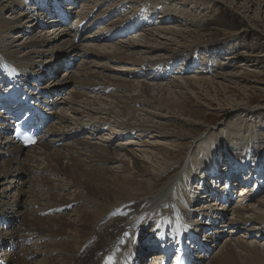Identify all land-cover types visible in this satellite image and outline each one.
Here are the masks:
<instances>
[{
	"label": "rangeland",
	"instance_id": "obj_1",
	"mask_svg": "<svg viewBox=\"0 0 264 264\" xmlns=\"http://www.w3.org/2000/svg\"><path fill=\"white\" fill-rule=\"evenodd\" d=\"M44 1L45 0H41L43 5ZM49 1L50 0H46V6L49 4L50 14L52 15L44 14L45 16H42L41 10L43 11V7H40L41 2L38 0H29V2L26 0H0V5L1 7L3 6L2 10H0V56L9 51H13L14 55H16V59L9 61V65L6 64V66H9L12 71L15 70V72H17L15 76L16 79L18 74H20L19 77L27 79L26 89L34 87V92L43 93L42 95L33 92L31 98L34 99V101L35 97L41 99V102L37 104L41 107V112H46V118L48 116H54V118H56L52 124H54L55 127L57 126V130L55 129L56 131H52L51 134L47 132L48 137H46V132L44 133L46 135L43 134L45 140L56 138L50 143V149L52 150L50 152L65 151L62 145H64L65 142H69L71 139L69 137H73L68 136L58 139L56 132L70 133L76 127H79V125L86 126L88 124V115L95 123H97L98 120L108 119L112 123L117 121L118 123L133 124L137 123L136 121H140L139 123H149L148 125L153 124L160 134H166L169 137L168 142H163L166 143V145L164 144L166 146L165 149L173 150L175 148L184 151V157L181 159V163H179V168L175 171V175H177L178 179L172 187L174 189L181 185L179 191L177 190V196L183 199L185 204H187V206L183 205V208H185L186 211L188 209L190 212L187 218H182V221L181 219L180 221L186 227L188 225L191 226L192 230H197L196 235L193 231L191 236H189V231H187L185 235V241H194L198 249H200L198 252H195L194 256L196 260L194 261L193 259L192 264H207L217 256L221 248L224 249L227 243H230L235 253L242 257L247 255V253L241 252V249L236 247L237 245L235 244L237 241L246 243L249 247H253V245H255L253 241H256L260 247L259 251L262 250L261 245H264V241L256 240V237H251L252 239H249V237L244 236V231L241 228L239 229V227L244 226L246 228V226L242 225L240 221H233L235 215L232 212L239 204L237 197L240 192L236 191L238 187L237 183L236 186L230 188L231 191L229 192L223 188V183L217 184L215 187L206 185V190L202 193L201 190L205 184H214L217 179L211 178L212 181L209 183L203 181L202 184L198 186L196 185L198 184L196 182L198 178L196 175H191L188 180H192V185H185V182L183 183L180 179H183L186 175L187 166L191 165V158L188 154L195 146L197 147L200 145L207 146L206 153L213 151L215 149L214 145L218 147L220 145L219 150L225 149L228 146L229 152L232 155V157L229 156L232 162H229L230 159L226 157V155L220 157L221 161H219L221 163L220 166H218L220 169H218L220 170L219 174L221 176L218 177L219 182L228 181L230 179L228 172H231V169L229 171L225 167L228 166L229 168L230 165H233L232 163L239 160L237 155L240 153L248 151L250 156L249 159L252 158L259 164L261 163L259 162L261 158L257 161V156H259L257 154L260 151H264V0H191L192 3L189 1V4H182L183 0H168V3L162 2L157 5L160 7L159 10L154 9L156 3L149 5L146 2L141 3L136 0H128L126 1L127 3L125 2L124 6H121L122 12L120 10V14L118 13L116 16H112L111 14L115 10L113 7L120 4L122 1L119 0V2L116 3L118 0H97V4L93 7L96 9L94 13L96 17L99 16L100 12L112 6L110 13L104 17L107 22L92 26L95 21H99L103 18H96L93 22L90 21L88 24H86L87 20L82 19L86 26L78 39H75L76 36L79 35L77 32H75V36H71L68 32L70 29L78 26H74L73 23L76 20V16L79 14V10L89 11V5L84 6L85 9H80L81 3L85 0H75V3L71 2V0H67V3L68 1L71 3H68L69 7L67 10L62 11L63 17H60L57 15V11L56 14L55 12L53 13L55 7H58L57 2L51 0L49 3ZM139 6H141V8L148 7V9H145V14L143 12V15L149 19L143 21L141 18L140 21H143V23L138 27L136 26V22L133 23L135 26L133 32L126 35L123 34L124 36L122 34V36L114 35V39H112L113 37L108 40L97 38L100 37L99 32L103 31V33H105V28L103 29L102 27H106L109 23L125 18V14L131 15L136 13V11H138L136 9H138ZM166 8L175 9L177 12L182 9L183 15L172 17V19L168 20L167 18L171 17L166 16V14L172 15V12L169 13V11L165 10ZM140 10L141 9H139V11ZM115 13H117V11ZM164 16H166V18ZM162 18H164L165 21H163L164 19L162 20ZM160 26L162 28L169 27L168 30L170 32L165 28H159ZM172 29H175V31H172ZM175 32L179 35L177 36ZM168 35L170 37L167 38ZM143 38L147 40L143 41ZM171 38L173 41H176L173 43ZM41 40L47 42L43 48L40 47L39 49L45 52L44 56L38 57L35 53L32 55L30 54L33 59L31 58L32 60L28 62L29 60H26L25 57L29 54V51L33 50L31 41L36 42ZM127 43H130L129 45L131 46L128 47ZM148 44L152 46H147ZM156 45L158 48H153L154 50L148 49V47H154ZM179 49L183 50L181 53L187 52V54L193 52L191 51L192 49H198V53L193 52L195 57L193 56V62L191 63H195V66L191 67L196 73L200 71L204 72L199 76H201L200 78L202 79H204L203 77H206L205 79L208 78V81L198 85V83L190 79L195 74L193 70H189L187 74H180L179 70L181 67L179 69H174L169 76L164 79H159L158 81L151 78L152 74L144 76L140 72L141 70L137 71L140 68V61L145 63V65H143L144 68L141 67V69L149 72L151 70L148 61H164L165 58L172 57L173 53ZM111 52L118 53V62L108 59L109 57L107 55L111 54ZM161 54L164 55L162 56ZM185 58L189 63L190 57L188 58L186 55L182 57V62ZM179 62L181 63V61ZM68 63L70 64L69 67H67ZM179 66H181V64H176L175 68ZM128 67L130 68L125 69ZM0 72L3 74L0 75V83H3L0 85V92H2L1 100H6L5 94L8 90L5 86L6 79L4 80L3 77L5 73H3L1 68ZM66 72L68 74L65 76ZM82 79L94 85L99 82L102 84L109 83L108 85L111 89L107 90L109 88H106L104 91H98L94 88H82V86L79 85L80 83H76L78 80L80 81ZM188 79L191 81H189V85L186 83ZM122 81H124V84ZM179 82L181 85H178ZM110 83H122L123 85H121V87L118 85L119 88H116L115 86H110ZM127 85L129 86L127 87ZM24 91L23 93L26 94ZM112 94H118L119 97L115 98ZM131 96L137 98V100L141 102L140 105L130 104V101L126 104V107L122 105L121 101H125L129 97L131 98ZM170 102H175L176 105L179 103V105L169 109L167 105L171 104ZM34 103L32 104L34 105ZM51 103L57 105V109L52 114H50V112L54 110L56 105L51 107L49 112L46 110V106L49 107ZM127 105L132 108L128 109L129 106ZM123 106L125 107V112L122 113ZM170 110L172 112H170ZM79 113H81V115ZM0 116H3V114H0ZM62 116L67 118V121L63 119L62 122H59ZM113 120L115 121L113 122ZM110 124L111 123L108 125L112 126V124ZM4 129L7 130L6 127ZM77 130L79 133L75 138L95 142V136L87 133V130H80L79 128ZM242 133H253L255 137L248 143L252 146L247 150L244 146L242 147L241 144H238L237 140L234 141V143L237 144L234 146L227 142L232 137V139H234V137L237 139V134L239 135ZM101 135L104 138L103 140L106 141L114 136L113 132H108L106 128L101 130L100 136ZM88 136L90 138H86ZM144 136L145 134L136 138H140L139 140L141 141L146 139ZM7 138H10V140H6ZM179 138L180 140L182 139V142L177 140ZM119 142H130L125 144L128 145V147L123 146L126 147L127 150L134 152L137 157L142 156V152L139 148L140 145L136 143V139L130 136H117L116 139H112L106 145L109 146L110 149L114 148L111 150V153L116 160L124 161L131 166L129 158L125 155L126 150H121L118 147L115 148V145ZM4 143L16 145L18 142H14V139H12L10 135L0 134V167L3 160L8 158L7 155H4L6 151ZM115 150H117V152H115ZM24 151H21L23 154L22 158L23 156H31V161L28 163L26 162L24 165L22 164L24 170H15L16 168H12V181L5 182L2 185L6 194H10L12 198L9 197L10 202L8 204L0 203L3 207L2 216L0 215V264L23 263L20 261L13 262L14 258L8 259L7 257L8 253L17 251V249L19 250L21 246L19 241L17 242L18 245L13 242L10 233V229L15 227L21 220L22 206L24 205V197L20 198L19 205H17V203H14V201L17 200H15V196L17 190L22 192L25 191L26 193L28 186L26 183L27 180L24 182V179H28L26 170L30 172L41 170L42 168L45 169L44 167L47 168V162L44 160L45 155H43L44 153L42 154V148L40 149L34 146L29 148L25 153ZM152 153L156 154L163 163L164 159L167 158V156L164 155L166 154L164 151L158 153L154 150ZM202 156L201 153L197 156L195 168H198L197 165H200L203 159ZM62 162V164H70L67 160H62ZM248 163H251V161ZM250 165L246 164V168ZM261 165L262 166L259 167L262 168V177H264V162ZM106 166L113 167L114 170L116 169L115 167H117V171H119L121 163L116 161L115 163H107ZM237 168L238 167H236V170H238ZM202 170L204 169H201V171ZM208 171L215 172L210 166H208ZM213 174H217V172ZM48 176L53 180L52 182H54V184H57L55 179L58 177L56 175L48 174ZM262 177L260 179H257V177L254 178V180L256 179V185H254V182L250 184L247 191L252 189L254 194L250 192L248 195L250 198H248L245 203L255 211L259 210V212L264 215V206L262 205V208H259L260 202L264 204V178L262 179ZM21 182H23V184H21ZM250 182L251 180L249 183ZM239 183L241 184L242 182ZM41 187H35L34 189L39 192H44L49 189ZM52 189L51 191H56V193L60 194L58 195L59 199L64 197L69 199V195L74 193V191L75 193L78 192L74 188L64 190ZM1 190L2 189H0V191ZM191 190L193 191L191 192ZM222 190L226 191V195L221 197L223 206L220 207L219 201L214 202L207 196L211 195L210 193L213 191H218L217 193L220 195L222 194ZM231 197H235V200L231 201ZM189 198L192 199V203L188 202ZM229 202L230 204L226 206L225 203ZM36 207H38L37 204L30 205L32 209ZM62 213L65 216L69 214L67 218L70 220L76 218V215L72 212V204L69 209L65 206ZM58 214H61V212L47 214V216L53 217ZM212 219H214L215 223L211 222ZM209 221L214 224L212 228L208 226L209 224L207 225ZM206 231L208 235L204 234ZM261 232L264 231L261 230ZM252 233L255 235L254 230H252ZM48 239L54 242L61 240L59 237H49ZM140 239L141 236L137 235L134 243L135 246H137V241L138 243L141 242ZM198 239H200V241H198ZM65 240H67V238H65ZM193 248L194 245H192V249ZM149 249L148 247V250ZM157 252L156 249L148 253L146 251L142 252V255H145L142 261L140 260V254H137L140 259L135 255L136 257L131 259L130 264H151V259L155 257L154 254ZM70 254H73V252L71 251ZM50 255L52 256L54 254L50 253ZM26 259L30 264H40L41 255L39 252H36L35 256L27 257ZM164 261H169L168 257H166ZM156 263V261H153V264ZM189 263L190 261L188 260L187 264Z\"/></svg>",
	"mask_w": 264,
	"mask_h": 264
},
{
	"label": "bare ground",
	"instance_id": "obj_2",
	"mask_svg": "<svg viewBox=\"0 0 264 264\" xmlns=\"http://www.w3.org/2000/svg\"><path fill=\"white\" fill-rule=\"evenodd\" d=\"M55 1L57 2L58 7H55V9L53 10V13L55 12L56 14V11H57V15L60 17H63L62 11L67 10L71 2L75 3V0L73 1L71 0V2L68 1L69 4L67 3V0H55ZM120 1L122 2L118 4L119 6L116 5L115 7H113V9L115 10L113 11V13H111L112 16L117 15L122 8L121 6H124L125 2L128 0H120ZM136 1H140L141 3L146 2L149 5H151L152 3H156L154 6L155 10L160 9V7L157 6L159 3H162V2L168 3L167 2L168 0H136ZM189 1L191 0H183L182 4H189ZM117 2H119V0L116 1V3ZM96 4H97V0H94V1L85 0L83 3H81L80 9H85L84 6L89 5V11L79 10V14L76 16V19L77 17H79V21H80L82 19L88 18L90 14V10ZM2 7L0 8V10H2ZM111 8L112 6L109 7V9L100 12V15L95 18L104 19V17H106V15L110 13ZM139 9L141 10L139 11ZM145 9H148V7L141 8V6H139L138 9H136L138 10L136 11V13H133L131 15L125 14V18L119 20L116 23H121L120 21L122 20L126 21L127 19L132 17L134 20L133 23H135L137 20L136 26L138 27L139 25L143 23V21H140L141 18L144 19V21H147V19H149L148 17H145V15H143V12L145 14ZM165 10L169 11V13L172 12L171 13L172 15H169V14L166 15V16L171 17V18H167L168 20L172 19V17L183 15L182 9L179 10V12H177L175 9L166 8ZM116 11L117 13H115ZM41 13H42V16H45L44 14L52 15L50 14L49 4H47L46 8H43V11L41 10ZM61 19H64V18H61ZM153 19L155 18L153 17ZM163 19L164 18H162V20ZM163 21H165V19ZM129 24H130V21H129ZM110 25H112V23H110ZM132 27L133 25L130 26V28ZM104 28L105 27H103V29ZM159 28H162V27L160 26ZM168 28H165V29L168 30ZM113 30H114V33L112 35L108 34L107 32L103 33V31L99 32L100 37L98 38H101L102 40H108L114 35H121L120 29L118 27H114L112 29H109L108 31L111 32ZM172 31H175V29L174 30L172 29ZM75 32H77V34L80 33L79 26L73 29H70L68 33H70L71 36H75ZM176 35L178 36L179 34L176 33ZM168 37L170 36L168 35L167 38ZM175 38L177 39L176 36ZM145 40L147 39H144L143 41ZM175 41H173V43ZM45 43H47L45 40L36 41V42L31 41V44H33V50L29 51L28 52L29 54L27 53L28 55H26L25 59L29 60L28 62H30V60L33 59L31 56L33 53H35L38 57L44 56L45 52L39 49L40 47L43 48L45 46ZM129 44L127 45L128 47L131 46ZM149 45L152 46L151 44H148L147 46ZM157 45L154 47H148V49L152 50L153 48H158ZM182 51L183 50H180V49L176 52L173 51L174 53L172 57L168 59V61H164L165 65L162 68V71L158 69L163 65L162 63H160V61H153V62L152 60L148 61L150 64L149 66H154L153 70H156L155 72L156 74L154 75L152 74L151 78L155 79L156 81L162 78L163 79L166 78L174 70L175 62L181 61V64H183L184 61L182 62V57L184 55H186V57L188 58L191 56L195 57V54L193 52H197L198 49H192L191 51L193 52H189L188 54L187 52L181 53ZM117 55H118L117 52L116 53L111 52V54H108L107 56L109 57L108 58L109 60L117 61V58H119ZM15 59H16V55H14L13 51L12 52L9 51L5 53L4 55L0 56V68L2 69L3 73L9 75L10 71L12 70L9 66H6V64H8L9 61H13ZM120 62H121V59H120ZM139 64L140 66L145 65V63H142L141 61ZM130 67L125 68V69H129ZM189 70H193V68L190 65H184L183 67L180 68L179 73L187 74ZM140 72L144 76H149V74L144 72L143 70H141ZM193 72L195 74L190 79L194 81L195 83H198V85L202 82L208 81V78L205 79L206 77H203L204 79H202L200 78L201 76H199L200 74L204 72L200 71L196 73L194 70ZM66 74L68 73L66 72L65 76ZM7 75H5V77H7ZM190 79L186 81L188 85H189ZM15 80L13 79V81L10 82V84L15 83ZM122 82L124 84V81ZM76 83H80L79 85H81L82 88H88V89L94 88L95 90H98V91H104L106 88H109V85H108L109 83L102 84L99 82L98 84L95 83L94 85V84H90L91 82L90 83L85 82L83 79L80 81L78 80ZM123 84L122 83H119V84L110 83V86H115L116 88H119L118 85H120L121 87V85ZM178 85H181V83L179 82ZM128 86L129 85H127V87ZM24 88L26 89L27 87H24ZM110 89L111 88L107 90H110ZM19 92L20 94H24L21 91V89L19 90ZM0 93L2 94V92ZM113 97L116 98V97H119V95L114 94ZM29 101L31 103H34V99L32 98H30ZM128 102L130 104L133 103L135 105L136 104L140 105L141 103L139 100H137V98H134L132 96L131 98L130 97L127 98V100L125 101H121L122 105H124L125 107H126V104H128ZM7 103H8L7 100H0V108L2 111L4 109L3 116H0V118H3L2 120H5L8 122L9 120H11V116H8L5 110L7 108L9 109L10 108L9 105L11 104H7ZM13 103L17 104L18 102L13 101ZM34 105L39 110L41 109V107L37 103H34ZM178 105H176L174 102V103L167 105V108L171 109V107L178 106ZM124 106H123V111L120 110L122 111V113L125 112ZM131 108L129 106L128 109H131ZM170 112L172 111L170 110ZM79 114L81 115V113ZM63 119L66 120L67 118H64L62 116L59 122H62ZM114 121L115 120H113V122ZM136 122L137 123H133V124H126L123 122L118 123L117 121L112 123L108 119H103V120H98L97 123H95V121H92L91 117L89 118V115H88V124L86 126L79 125V127H76L70 133L56 132L57 133L56 136L58 137V139H62L68 136H73V137H69L71 139L75 138L76 136H78L79 132L77 129L79 128L80 130H87V133H90L91 135L95 136V142H90L88 140H82V139L80 140V138L79 139L75 138L73 140L70 139L69 142L67 143L65 142V144L62 145V148L65 149L66 152L65 151H62V152L57 151L55 153L50 152L52 151L50 149V143L53 142L56 138H51V139L48 138L49 140H45L44 135L46 134H44L43 136L39 138L38 144L43 149L42 154L44 153L43 155H45V157L43 155L42 156L44 157V160L47 162V168L44 167L45 169L43 168L41 169L39 167L41 170H37V171L34 170L30 172H27L26 170V173L28 175V179H24V182L25 180H27L26 183L28 184L27 190L25 189L26 193L24 190H23L24 192L17 190L16 196L14 195L15 200L17 199L16 201H14V203H17V205H19L18 203L20 201V198L24 197V202H23L24 205L22 206L23 208L22 218L15 227H12L10 229L13 242L17 244V242L19 241V243H21V246L19 245L20 249L19 250L17 249V251H12V252L9 251L10 253L7 254L8 259L14 258L13 262L20 261L21 263L23 262L22 264H30V262H28L26 258L33 257L35 256L36 252H39V254L41 255L40 264H130L131 259L136 257L137 254H140L141 259L138 256L137 257L138 259L142 261L145 256V255H142V252L146 251L148 253L156 249L158 252L156 253L157 255L154 254L155 258H160V259L162 258V260L157 262L156 264H165V263L171 264L170 262L164 261V260L166 259L167 255H168V260L171 259V257H174L175 259H177L176 254L178 253L179 249L177 248V243L174 239L173 231L180 229L181 231H185V233L181 235V237L184 236V239L182 238L183 240L181 242L182 243L181 244L182 245L181 247L182 256L186 259V261L188 260L190 261L189 264L193 263V259L194 261L196 260V257L194 256V254L196 251L198 252L200 249H198L194 241L193 242H190L188 240L185 241V235L187 231H189V236H191L192 231L196 235L197 230H192L191 226H188L186 224L187 225L186 227L181 222L182 218H185V217L187 218L190 212L188 211V209L186 211L185 208H183V205L187 206V204H185L183 199L177 196V190L179 191L181 185L174 189L172 187V185L178 179L177 175H175L176 174L175 171H177L176 169L179 168L178 167L179 163H181L182 161L181 159L184 157V151L182 149H175V148L173 150L165 149L166 143H163V142H168V139H169V137L166 134H160L159 131L155 129L156 126H154L153 124L148 125L149 123L144 124V123H139L140 121L139 122L136 121ZM109 123H111L112 126H109L108 125ZM103 128H106L108 132H113L114 136L109 138L108 141L103 140L104 138L102 137V135L100 136V132ZM55 129L56 127L54 125H49L48 128L46 129V133L56 131L57 129L56 130ZM143 134H145L144 137L146 139H143L140 141L139 140L140 138H136V137L142 136ZM117 136L133 137L134 139H136V143H139L140 145L139 148L142 152L141 157H137L134 152L126 149L128 145H125V144H128L130 142H123V143L119 142L115 145V148L118 147L121 150H126L125 155L129 158V162L131 163V166H129V163H126L121 160H116V158L112 156V153H111V150L114 148L110 149L109 146H106L107 143H109V141H111L114 138L116 139ZM86 138H90V137L88 136ZM232 138L229 141H227L228 143H230V145L231 144L233 146L237 145L236 143H234V141L237 140V143L241 144L242 147L244 146L245 149L247 150L249 147L252 146L248 143L251 142L252 139H254L255 137L253 133H242L239 135L237 134V139L235 137L234 139ZM6 140H10V138H7ZM177 140H179V142H182V139L180 140V138ZM4 145H5L4 148L6 150L4 155H7L8 158L3 160L2 165L0 167V189H2L0 191V203L8 204L10 202L9 197L11 196L10 194H6L2 185L5 182L12 181L13 178L11 177L12 176L11 169L16 168L15 170L17 169L22 170L23 169L22 164L24 165L26 162L28 163L29 161H31L30 159L31 156L29 157L23 156L22 158L23 154L21 152L22 151L21 142L16 143V145L12 143H4ZM123 145L126 147H124ZM214 146H215V149L213 151H209V153H206L207 151L206 145H200L197 147L195 146L192 149V151L188 154L189 157L191 158V162H190L191 165L187 166L186 175L183 177V179H180V181H183V183L185 182V185L190 184L188 181L190 179V176L191 175L197 176V174L201 172V169L205 170L208 164H210L209 166L212 167V169H214L215 172L220 171L219 170L220 168L219 169L215 168V164H216V167H218L217 164H218V161L220 160V157L224 156L225 154L228 157L229 156L232 157V155L229 152L228 146L227 148L221 149V150H219L220 145L219 147L216 145ZM154 150H156L158 153H160L161 151H164L166 153L164 155L167 156V158L165 159L163 158L164 163L157 157L156 154L152 153L154 152ZM115 152H117V150H115ZM200 153L201 155H203L202 156L203 159L201 160V163L199 162L200 165H197L198 168H195L196 166L195 161H196L197 156ZM240 154L237 155V158H239V160H236L234 162L236 163V166L235 168H233L236 170V167L239 166L237 168L238 176L233 177V180L231 179L230 181H223V184H222L223 188L226 189L228 192L231 191L230 190L231 187L236 186V183L238 184L239 182H245L246 180H249V181L251 180L250 183H252V182H255L256 180V179L254 180L255 177H257V179H260L263 175L262 172L260 171L261 168H259V166H262L261 164L264 162V152L262 153L258 152L257 154L259 155L257 156V159L259 160L261 158L260 159L261 164L257 165L255 161L251 160L252 164L248 166L249 169L248 167L246 168V162H250L248 159V157L250 156H246L245 154H242V155ZM213 159H215L214 162H213ZM62 160H67V162L70 164H66L65 162L64 163L66 165L62 164L63 163ZM116 161H119V163H121L119 171H117L118 170L117 167H115L116 169L114 170L113 167L111 168V167L106 166L107 163H115ZM211 163H213V165ZM253 166L257 168L256 172H253V169H252ZM231 167L232 165H230L229 168ZM225 168L229 169L228 166ZM233 169H231V172H229L230 175H234ZM47 172L50 175L52 174L58 177L57 179H55L57 184H54V182H52L53 180L49 178ZM210 181H212L211 178L204 177V182L209 183ZM21 184H23V182H21ZM41 186H45V187H41ZM35 187L49 188V189L44 192L42 191L39 192L36 189H34ZM52 188H56L60 190L74 188L78 192L75 193L74 191V193H72L71 195L68 194L70 197L69 199H66L65 197L62 199H59L58 195L60 194L56 193V191H51ZM56 189H52V190H56ZM204 190H206L205 186L202 187L201 192L203 193ZM238 190H240L239 191L240 194H238V197H237V201L239 202V204L235 207V209L232 212L235 215V218L233 219V221H236V222L240 221L242 225H245L246 228L248 227L247 230L244 226L239 227V229L241 228L245 232V233L243 232L244 236L249 237V239H252L251 237H256V240L264 241V232H261V230L264 231V215L261 214L259 210H256L259 213L256 212L253 208L249 207L248 204L245 203V201H247L248 198H250V196H248L250 194L249 191L247 194H245L246 193L245 186L240 187ZM217 192L218 191H213L210 193L211 195L207 197L213 200L214 202L219 201L220 207H222L223 202L221 201V197L223 195H226V191H222V194L220 195H218ZM188 202L192 203L193 201L192 199L189 198ZM32 204L34 205L37 204L38 207L32 209L30 208V205ZM71 204H72V212H74V214L76 215V218L74 220H70L69 218H67L69 217L68 216L69 214L65 216L62 213L64 210V207L66 206L69 209ZM262 205L264 206V204L263 203L261 204L260 202L259 208H262ZM2 210H3V207L0 205V215L1 216H2ZM59 212H61V214H58L57 216H53V217L47 216V214H56ZM213 218L217 219L216 217H213ZM211 222L215 223L214 219H212ZM211 222L210 221L207 222V225L209 224L208 226H210V228L214 226V224H212ZM252 230L255 231V235H253ZM207 231L204 232V234H206ZM137 235L141 236V239H140L141 242L138 243L137 241V246H135L134 243H135V238ZM49 237H52V238L59 237L61 238V240L54 242L48 239ZM65 238H67V240H65ZM32 241H33V244H32ZM198 241H200V239H198ZM253 242L255 243L253 247H249L246 243H242L241 241L236 242L235 244L237 245L236 247L240 248L241 252L247 253V255H244L243 257L238 256V254L235 253L234 249L231 247L230 243H227L225 244L224 249L221 248L217 256H215L207 264H264V245L263 246L261 245L262 250L259 251V248H260L259 244L256 241H253ZM192 245H194L193 249H192ZM148 247L150 248L149 250H148ZM71 251L73 252V254H70ZM50 253H53L54 255L51 256ZM21 254H23L24 256ZM110 257H111V261H109Z\"/></svg>",
	"mask_w": 264,
	"mask_h": 264
},
{
	"label": "snow or ice",
	"instance_id": "obj_3",
	"mask_svg": "<svg viewBox=\"0 0 264 264\" xmlns=\"http://www.w3.org/2000/svg\"><path fill=\"white\" fill-rule=\"evenodd\" d=\"M109 261H111V257L109 258Z\"/></svg>",
	"mask_w": 264,
	"mask_h": 264
}]
</instances>
